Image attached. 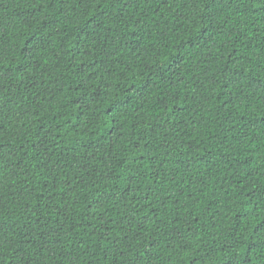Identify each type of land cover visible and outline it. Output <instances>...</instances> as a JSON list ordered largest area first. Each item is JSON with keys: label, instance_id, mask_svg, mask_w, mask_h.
I'll return each instance as SVG.
<instances>
[{"label": "trees", "instance_id": "trees-1", "mask_svg": "<svg viewBox=\"0 0 264 264\" xmlns=\"http://www.w3.org/2000/svg\"><path fill=\"white\" fill-rule=\"evenodd\" d=\"M0 264H264V0H0Z\"/></svg>", "mask_w": 264, "mask_h": 264}]
</instances>
